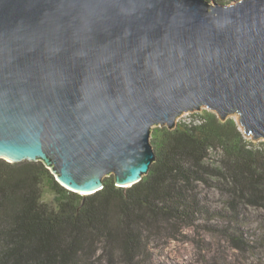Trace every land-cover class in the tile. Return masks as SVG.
<instances>
[{
    "label": "water",
    "instance_id": "water-1",
    "mask_svg": "<svg viewBox=\"0 0 264 264\" xmlns=\"http://www.w3.org/2000/svg\"><path fill=\"white\" fill-rule=\"evenodd\" d=\"M203 107L264 139V0H0V159L126 189Z\"/></svg>",
    "mask_w": 264,
    "mask_h": 264
},
{
    "label": "trees",
    "instance_id": "trees-1",
    "mask_svg": "<svg viewBox=\"0 0 264 264\" xmlns=\"http://www.w3.org/2000/svg\"><path fill=\"white\" fill-rule=\"evenodd\" d=\"M150 143L156 159L140 182L124 189L109 176L89 196L62 187L41 162L0 159V264H146L163 227L214 217L227 224L209 228L252 248L231 224L245 206L264 208V143L207 110L173 130L153 128ZM199 185L218 190L223 206L211 208Z\"/></svg>",
    "mask_w": 264,
    "mask_h": 264
},
{
    "label": "rangeland",
    "instance_id": "rangeland-1",
    "mask_svg": "<svg viewBox=\"0 0 264 264\" xmlns=\"http://www.w3.org/2000/svg\"><path fill=\"white\" fill-rule=\"evenodd\" d=\"M233 1L238 0H217L218 3L225 5H230ZM204 110L207 109L203 107L199 111L183 114L177 123H189ZM229 118L236 121L243 133L238 116L232 115ZM244 137L257 146L264 143V139L255 141L251 137L245 135ZM220 159L219 154L212 153L210 163L218 166ZM199 186L202 194L208 198L211 208L219 209L223 206L222 196L218 190ZM48 199L46 195L45 200ZM226 224L227 221L217 217L211 220L201 219L198 226L177 224V228H174L176 225L171 223L168 227H163L158 241L151 244V257L146 264H264V243L257 241V238L264 236V208L245 206L238 224L235 222L231 224L242 231L243 237L252 248L236 249L222 232L208 227L220 228Z\"/></svg>",
    "mask_w": 264,
    "mask_h": 264
}]
</instances>
